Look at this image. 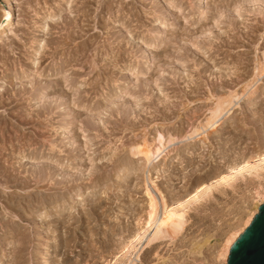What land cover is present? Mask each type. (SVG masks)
<instances>
[{"label":"rangeland","instance_id":"1","mask_svg":"<svg viewBox=\"0 0 264 264\" xmlns=\"http://www.w3.org/2000/svg\"><path fill=\"white\" fill-rule=\"evenodd\" d=\"M8 13L0 264H221L254 175L189 206L175 240L116 258L145 214L148 172L173 203L264 145V79L222 129L192 135L215 98L252 79L264 0H0V27ZM159 134L176 140L146 166L132 147Z\"/></svg>","mask_w":264,"mask_h":264},{"label":"bare ground","instance_id":"2","mask_svg":"<svg viewBox=\"0 0 264 264\" xmlns=\"http://www.w3.org/2000/svg\"><path fill=\"white\" fill-rule=\"evenodd\" d=\"M10 10L9 13L11 12ZM9 13L5 15V21L0 27V31L7 29L10 25L12 13ZM251 78L250 80L247 79L248 81L242 85L241 92L235 90L221 97L217 96L218 98H215L213 106L209 110L204 121L200 123L199 127L194 130L192 135L207 137L211 130L222 129L221 126L225 123L227 117L234 115L236 111L242 109V98L255 92L259 84L263 82L264 54L257 60V67ZM263 99L264 96L259 98L260 101H263ZM254 106L255 105L252 104V108H254ZM175 140L176 139H172L168 142L162 135L153 141L144 139L141 143L134 145L131 152L137 159L143 160L146 166L154 165L155 161L157 162L164 154H167L168 144H172ZM244 149H242L243 152ZM249 154L243 153L239 156L237 155L238 157L235 156V160L226 165L224 172L220 173V175L213 178L211 181L199 186L193 193L184 199L173 203L169 202V198H167L159 186L156 185L157 182L152 177L153 173L151 172L150 174V172H148L147 177L145 176L147 184H145L146 188H144L146 196L145 214L137 218V231L129 239L127 238L128 241L126 243L124 242V245L122 244L123 247L119 251V255L117 254L116 261L119 259L128 260L137 251L138 253L136 256L138 257L141 251H139L138 248L152 242L167 239L171 241L173 239L175 240V237L184 230L187 223V209L189 206L199 203L205 196L211 194L217 188L233 186L238 179L244 178L247 175H254V184L249 191L248 201L246 202V208L243 212L244 215L241 214L242 216L239 215L236 217V221L231 225L228 233L220 242L219 249L215 255L216 261L221 264H227L231 247L237 241L238 237L252 224L255 216L259 212V208L264 203V145L260 146V148L252 154ZM151 187L154 189L157 196H155V192L153 193L151 191ZM229 237H232V244L225 247V243Z\"/></svg>","mask_w":264,"mask_h":264},{"label":"water","instance_id":"3","mask_svg":"<svg viewBox=\"0 0 264 264\" xmlns=\"http://www.w3.org/2000/svg\"><path fill=\"white\" fill-rule=\"evenodd\" d=\"M227 264H264V203L252 224L231 247Z\"/></svg>","mask_w":264,"mask_h":264},{"label":"snow or ice","instance_id":"4","mask_svg":"<svg viewBox=\"0 0 264 264\" xmlns=\"http://www.w3.org/2000/svg\"><path fill=\"white\" fill-rule=\"evenodd\" d=\"M235 235V234H234ZM232 244V237L227 238V241L225 243V247H228Z\"/></svg>","mask_w":264,"mask_h":264}]
</instances>
